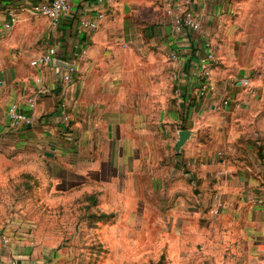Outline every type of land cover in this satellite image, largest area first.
<instances>
[{
    "label": "crops",
    "instance_id": "1",
    "mask_svg": "<svg viewBox=\"0 0 264 264\" xmlns=\"http://www.w3.org/2000/svg\"><path fill=\"white\" fill-rule=\"evenodd\" d=\"M22 1L0 0V171L13 170L9 198L17 202L4 210L16 219L0 232V264H46L29 233L38 224L28 217L40 210L32 206V191L40 183L32 180V169L44 168L46 174L52 164L63 175L41 180L46 192L54 186L52 191L59 193L58 198L50 193L43 199L51 203L65 202L72 187L109 180L112 198H122L126 211L127 202L141 195L138 180H174V188L185 180H199L200 212L222 229L220 254L230 248L236 264H264V205L249 195L264 181V98L256 97L257 87L256 95L245 93L235 84L239 78L218 83L217 92L197 93V56L206 38L217 42L232 0H191L202 28L190 42L174 34L163 0H115L111 5L71 0L70 11L55 28L47 16L30 12H21L18 21L7 26L8 8ZM147 8L161 21L154 22L148 34L167 53L177 48L178 62L160 51L154 64H145L142 55L115 45L130 40L128 25H145L138 13ZM101 9L106 16L100 28L80 32V21L94 18ZM134 36L142 39L139 33ZM83 41L86 50L78 58L75 53ZM52 44L58 49L55 60L33 66L31 59ZM75 60L77 72L71 81H63L65 64ZM175 71L180 79L172 76ZM21 92L38 97L35 122L12 128L8 109ZM227 94L243 105H224ZM184 129L190 134L178 146ZM49 140L53 143L47 147ZM16 170L20 180H14ZM217 196L224 207L214 215L210 210Z\"/></svg>",
    "mask_w": 264,
    "mask_h": 264
},
{
    "label": "rangeland",
    "instance_id": "2",
    "mask_svg": "<svg viewBox=\"0 0 264 264\" xmlns=\"http://www.w3.org/2000/svg\"><path fill=\"white\" fill-rule=\"evenodd\" d=\"M138 15L145 25H128L133 35L130 40L115 41L117 48L137 52L150 65L155 63L160 51L169 57L161 43L148 34L150 26L161 21L150 8ZM221 25L217 42L212 40L216 53L215 81L233 82L248 76L258 88L256 97L264 98V0H232ZM136 33L141 40L134 39ZM152 52L154 57H150ZM52 143L49 140L47 147ZM32 171V180H40L32 191V206L40 210L28 217L38 224L29 233L39 247L38 256L44 257L46 264H236L230 248L222 251L223 256L217 248L222 229L218 230L215 219L200 212L199 180H185L175 188L174 180H138L141 195L137 200H129L125 211V201L117 194L115 200L112 198L109 180L72 187L65 202L43 201L46 195L54 193L58 198L59 193L52 191L54 186H49L46 192L41 180H56L55 176L63 175V170L52 164L46 174L40 167ZM0 173L3 174L0 175L1 232L16 219L4 215V210L17 202L9 198L12 187L8 179L13 176V170ZM14 180L20 179L16 176ZM88 187L95 191L89 192ZM20 190L16 188L17 192ZM38 196L40 202L34 200Z\"/></svg>",
    "mask_w": 264,
    "mask_h": 264
},
{
    "label": "built area",
    "instance_id": "3",
    "mask_svg": "<svg viewBox=\"0 0 264 264\" xmlns=\"http://www.w3.org/2000/svg\"><path fill=\"white\" fill-rule=\"evenodd\" d=\"M99 2L111 5L115 0H98ZM191 0H163L164 8L167 14L171 17L172 28L174 34L185 42H190L194 32L202 28V22L198 16L195 15L191 8ZM71 0H32L18 3L16 7H10L7 10L9 20L6 22L7 26H11L19 19L21 12H30L35 15L47 16L50 19L51 27H57L63 16L70 11ZM106 16V10H98L94 18H84L80 21V32H92L97 30L101 26L103 18ZM86 50L85 41L80 44L76 50V57H80ZM170 53V60L172 62H178L180 52L177 48H172ZM58 54V49L55 44L49 45L46 50L40 54L34 56L31 59L33 66H41L50 64L55 60ZM216 61V53L212 43V40L206 38L202 44V51L197 56L198 70L196 75L200 79V85L197 88L199 96L205 95L208 91L217 92L219 85L213 78L212 68ZM78 66L75 61H69L65 64L64 70L61 73L63 81H71L73 75L77 72ZM175 79H180L178 71L173 72ZM40 81V78H37ZM235 84L242 87L244 92L248 95H256L257 89L253 85L251 79L248 76H241L235 81ZM222 102L224 105H230L233 103L237 107H241L243 104L240 100H234L233 96L227 94L223 97ZM38 105V97L35 94L27 92H21L17 100L13 101L8 109L9 126L12 128L28 127L35 122V112ZM261 170L264 172V164H261ZM253 198L256 204L264 205V181L249 194ZM224 207V201L220 197H216L211 212L214 215L221 213ZM4 241H8V237H3Z\"/></svg>",
    "mask_w": 264,
    "mask_h": 264
},
{
    "label": "water",
    "instance_id": "4",
    "mask_svg": "<svg viewBox=\"0 0 264 264\" xmlns=\"http://www.w3.org/2000/svg\"><path fill=\"white\" fill-rule=\"evenodd\" d=\"M189 134H190V131L187 130V129H184V130L181 131V133H180V139L177 142L178 146H180L181 144H183L185 142V140L187 139V137L189 136ZM46 154L51 155V156L54 155V153L51 152V151H47Z\"/></svg>",
    "mask_w": 264,
    "mask_h": 264
}]
</instances>
